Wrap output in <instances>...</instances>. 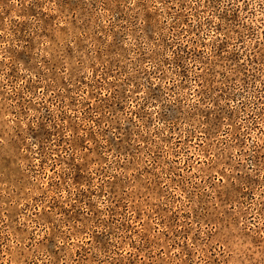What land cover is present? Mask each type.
I'll return each mask as SVG.
<instances>
[{"label":"rangeland","instance_id":"374dc122","mask_svg":"<svg viewBox=\"0 0 264 264\" xmlns=\"http://www.w3.org/2000/svg\"><path fill=\"white\" fill-rule=\"evenodd\" d=\"M0 264H264V0H0Z\"/></svg>","mask_w":264,"mask_h":264}]
</instances>
